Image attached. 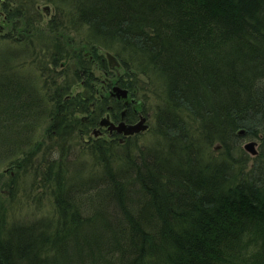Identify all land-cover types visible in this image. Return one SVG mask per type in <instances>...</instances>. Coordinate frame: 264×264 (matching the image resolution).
Instances as JSON below:
<instances>
[{
  "label": "trees",
  "instance_id": "obj_1",
  "mask_svg": "<svg viewBox=\"0 0 264 264\" xmlns=\"http://www.w3.org/2000/svg\"><path fill=\"white\" fill-rule=\"evenodd\" d=\"M14 1L5 21H40L35 1ZM46 1L51 31L75 32L92 58L59 46L39 81L20 47L0 48V160L14 170L0 183V264H264V0ZM16 34L0 41L34 40ZM151 95L148 144L150 128L103 133L107 115L137 122ZM23 176L37 209L49 194L53 210L9 222Z\"/></svg>",
  "mask_w": 264,
  "mask_h": 264
},
{
  "label": "rangeland",
  "instance_id": "obj_2",
  "mask_svg": "<svg viewBox=\"0 0 264 264\" xmlns=\"http://www.w3.org/2000/svg\"><path fill=\"white\" fill-rule=\"evenodd\" d=\"M31 1L32 2L35 1V4L33 5V7H30V9L32 10L33 8L38 7L41 10V15L39 17H37L38 20H40V21L37 22V19H36V22L33 23L32 25H30L31 26L30 28L26 27V26H28V24L25 23V21H24L25 19H19L16 21H5V18H3L5 15L4 13H3V16L0 17V36L6 35L9 33L13 37L14 33H17V34L23 33L24 38H26V39L30 38V37L34 38V40H30V41L25 40L21 45L14 43L15 38L14 39L12 38L13 40L8 41L7 43L3 42L2 40L0 41V48L3 47V49H10L11 47H13V48H16V47L19 48L20 47L19 48L20 53L16 58H18L19 62H24L25 66L23 67V70L26 73L33 75L31 77V79H33V80H35V79L39 80L40 79V76H41V70L39 69L40 63H42V62H43V64L48 63L49 62L48 58L51 56L50 53L53 52L55 49H58L59 46L62 47L64 50L76 52L79 56L82 55L84 59L91 57V54H89V52H91L90 46H84V45L78 44V43H80V37L81 36H78L75 32L69 33L67 31H62L60 33L58 31L55 34L54 33L55 31L54 32L51 31V25L49 23V20L51 18H53V16L56 15V9H55L53 3L47 2L46 0H26L25 3L28 4ZM3 2H6V5H8V6L4 7ZM15 7H16V2L14 0H11V2H10V0L0 1V9L5 10L6 8L11 9V8H15ZM31 14L33 15V13H31ZM14 22H18V27H15V29H14L15 31H14V33H12L13 32L12 30L14 27V24H13ZM46 35H49V36L51 35L54 37H55V35L56 36L59 35V38L57 40L54 39L53 43H49L47 41V39L45 38ZM74 35H76V36H74ZM84 35H86V33H84ZM32 36H34V37H32ZM75 37H77L76 40H75ZM47 48H49V52L46 51ZM103 51H106V50L102 48V53H103ZM109 55L112 56V59H111V57H109ZM33 60H36V61L32 62ZM108 60H109L108 61L109 62L108 70L114 71V68H116L119 65L118 59H116L112 53H109L108 54ZM110 71H109V73H110ZM102 72H103V70L101 71L100 69L94 70V73L96 76H98V75L102 76V78H101L102 80H110V81L112 80L113 81V87H115V86L121 87L117 84H114L115 80H113V77L110 74H108L107 72H103V73ZM114 79H115V77H114ZM123 89H126V88H123ZM82 90H83V88L79 84L76 86V88L73 89V91L75 93L78 91H82ZM112 91H113V89H111V93H112ZM128 96H129V93H128ZM123 99H125V98H123ZM158 104H159V100L156 99V97H154L153 95H151V96H149V98H147V100L144 104L136 105L137 111H139L140 113L142 112V108H144L146 110L145 111L146 115H144V113H142V115L147 117L146 123L149 125V128H150V130L148 132L145 131L146 133L141 132L144 134L141 135L140 137H138V143H141V145L148 144L153 138L151 130L155 127ZM123 111H126V110L124 109ZM107 116H109V115H107ZM110 119H111V117H110ZM111 120L114 121L113 119H111ZM139 120H140V118L138 119V121ZM122 121H124V120H122ZM47 124H48L47 122L41 123V125L38 128V131L35 132L37 139L42 140V141H46L47 139H49L48 134L46 133V128L48 126ZM99 133L101 134V132H99ZM94 134H95V131H94ZM137 134H139V133H137ZM250 142L255 143V149L257 150L256 154H258L260 142L258 140H255V139H253V140L247 139V140L243 141V144H244L243 146L245 149H246V147H245L246 144H248ZM246 151L252 156L256 155L247 149H246ZM13 171L14 170L11 169V167H9L8 162H6V161L4 162V161L0 160V183L3 184V183H6L7 181H9L10 176H11V172H13ZM25 179H26L25 177L23 179H22V177H19V179H18V188L21 189L19 191L18 199H16L17 198L16 197L15 199H11V200L9 199L6 201V203H8L7 204L8 205L7 206V208H8V210H7L8 219L7 220L9 222L18 221V220L29 221L35 217H38V216L41 217L44 214H48L49 211H50L49 214H51V212L53 210L52 202H51L52 199H51V196L49 194H48L49 196L47 194L42 195L43 196L42 206H41L40 210L37 209L36 205H34V200L31 199L33 196H35V193H32L31 192L32 189L30 188L31 179L29 177L26 180Z\"/></svg>",
  "mask_w": 264,
  "mask_h": 264
},
{
  "label": "water",
  "instance_id": "obj_3",
  "mask_svg": "<svg viewBox=\"0 0 264 264\" xmlns=\"http://www.w3.org/2000/svg\"><path fill=\"white\" fill-rule=\"evenodd\" d=\"M109 57L112 56L109 55ZM128 90L127 89H123L121 87H113V91H112V96H116L118 98H127L128 97ZM126 111H123V116L125 114ZM147 121V117L141 115L140 120L137 121L134 124H128L125 121H120L119 123H115L114 121H112L110 119L109 116L105 117L102 121H101V125L102 126H106L111 132L113 131H117L121 134L124 135H134L137 133H141V132H145L148 130L149 125L146 123ZM100 131L96 130L95 134L98 135ZM246 149L251 151L253 154L257 153V150L255 149V143L254 142H250L248 144H246Z\"/></svg>",
  "mask_w": 264,
  "mask_h": 264
},
{
  "label": "flooded vegetation",
  "instance_id": "obj_4",
  "mask_svg": "<svg viewBox=\"0 0 264 264\" xmlns=\"http://www.w3.org/2000/svg\"><path fill=\"white\" fill-rule=\"evenodd\" d=\"M122 114H123V111H122ZM124 115H126V112H125ZM141 115H142V113L138 112V117H139V118L141 117ZM119 122H120V121H116L115 123H119ZM135 123H136V122H135ZM128 124H134V123H128ZM102 128L104 129V131H103L104 134H105V132L107 133V131H109L108 133H109L110 135H113V134L115 133V131L111 132L106 126H103Z\"/></svg>",
  "mask_w": 264,
  "mask_h": 264
},
{
  "label": "bare ground",
  "instance_id": "obj_5",
  "mask_svg": "<svg viewBox=\"0 0 264 264\" xmlns=\"http://www.w3.org/2000/svg\"><path fill=\"white\" fill-rule=\"evenodd\" d=\"M135 135V134H134Z\"/></svg>",
  "mask_w": 264,
  "mask_h": 264
}]
</instances>
